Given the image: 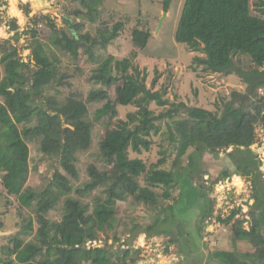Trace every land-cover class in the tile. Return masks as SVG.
<instances>
[{
    "label": "rangeland",
    "instance_id": "1",
    "mask_svg": "<svg viewBox=\"0 0 264 264\" xmlns=\"http://www.w3.org/2000/svg\"><path fill=\"white\" fill-rule=\"evenodd\" d=\"M92 1L99 6L97 14L89 13L74 0H16V7L22 13L23 22L20 23L16 17L7 14L9 0H0V27L4 33L0 35V47L9 43L16 48L17 58L24 63L25 87L41 94L40 82L33 77L41 67L40 62L47 59L51 63L52 82L60 91L59 98L74 97L86 103L91 118L102 105L100 97L92 93L99 88L92 81L96 69L103 63L113 65L115 61L127 59L131 62L129 74L137 75L139 79L145 77L147 87L155 81L152 90L161 93L167 101V105L162 107L151 103L154 116L164 115L176 107L181 111L177 117H164L159 121L160 130L152 137L153 144L149 151L135 153L129 150L128 153L130 159L142 160L147 171L151 170V165L164 160L161 168L175 175L176 184L170 190L171 198L161 200L157 208L142 203L136 196L118 201L107 210L106 224L111 228L101 233L97 241L87 242L83 249L103 248L121 255L128 249L131 251L125 261L115 257L111 259V264H222L213 258L214 253L234 252L242 255L253 252L246 243L236 241L235 234L240 223L245 230H249L250 223L258 218L259 211L253 206L255 197L264 201V195H261L264 192V115L255 124L256 140L250 148L257 154L260 165L259 171L251 178L234 174V163L227 156L233 151L230 148L216 151L215 154L204 153L198 169L191 172V178L187 181L183 170L194 148H189L175 166L176 144L168 139V125L183 119L189 108L199 107L219 113L233 92L246 94V86L236 73L205 72L203 66L196 62V58L203 55L176 43L175 33L185 0H173L168 12L163 11V0ZM261 2L264 0H250L253 14L260 15L256 12V4ZM79 10L83 11V17L67 18ZM64 19L70 20L72 28L74 23L83 22L84 31L91 35H95L98 29H111L116 23L122 24V29L118 38L106 49H94L91 58L82 49L74 55L75 46L69 49L64 44L54 46L53 39L67 34V29H70ZM134 29L149 32L148 42L135 41L132 37ZM234 62L236 68L251 70V64L245 58L235 57ZM7 71L0 62V103L7 108L23 133V124L16 117L18 109L2 94L4 90H10L5 81ZM122 89L123 82L120 80L108 89L117 103L121 100ZM49 90L46 95L51 97L54 92ZM263 95L264 86L257 90L249 103L259 102ZM45 98V95L41 96L38 103L45 104ZM135 111L134 106L126 108L118 104V115L114 122L126 121V115ZM52 115L60 118L62 130L68 127L60 113ZM105 132V126L96 124L91 133L89 150L76 154L77 178L63 169L60 149L54 150L52 158L44 159L39 157V142L28 140L30 160L25 186L36 194L58 174H63L75 186H80L89 180L90 166L101 172L113 173L112 165H108L97 153ZM224 170L230 172L229 177L220 176ZM145 175L139 179L142 186L146 185ZM2 181L0 175V264H19L18 258L28 245L40 244L37 232L43 222L62 221L65 205L61 201L43 217L36 212V201L29 194L26 195L25 190L18 197L7 195ZM164 190L160 188L156 192L161 195ZM189 190L196 192V195L187 197L186 191ZM96 197L103 198L104 195L100 190L85 197L70 194V198L77 200L87 214L92 212ZM29 224L32 226L30 230ZM45 258L44 249L36 264L44 263ZM82 264L89 263L86 260Z\"/></svg>",
    "mask_w": 264,
    "mask_h": 264
},
{
    "label": "trees",
    "instance_id": "2",
    "mask_svg": "<svg viewBox=\"0 0 264 264\" xmlns=\"http://www.w3.org/2000/svg\"><path fill=\"white\" fill-rule=\"evenodd\" d=\"M89 13L97 14L99 6L92 0H74ZM173 0H163V11L168 12ZM264 2L256 4V12L252 13L250 0H185L181 17L175 33L178 45L187 47L192 52H199L203 57L196 58L197 64L203 66L205 72L217 74L236 73L246 86V94L233 92L228 102H224L220 112L211 113L199 107L189 108L183 119L168 125L170 143L176 144L174 165L187 153L189 148L194 152L189 156L184 168L185 179L190 180L191 172L198 169L199 161L204 153L215 154L222 149L233 151L227 156L235 166V175L251 178L259 171V159L250 148L255 143V124L264 115V95L257 103H249L257 90L264 86ZM67 18L83 17V11L75 12ZM68 26V24H66ZM13 28H16L14 26ZM122 24L116 23L111 29H98L95 35L84 31V24L74 23L72 30L53 39L54 46L61 44L65 48L75 46L73 52L79 50L93 57V50L106 49L118 38ZM132 37L135 41L147 43L150 33L134 29ZM0 62L8 70L5 78L9 92L4 94L17 109V119L23 124V133L12 120L7 108L0 103V175L7 195L18 197L25 190L33 201L35 210L45 217L61 201H64L63 219L60 223L45 220L38 229L39 245H28L18 258L19 264H36L37 258L45 249L46 258L40 264H111V259L126 260L130 257L128 249L122 255L111 253L103 248L82 249L84 242H95L99 235L109 230L106 224L107 210L118 201H125L128 196L138 199L153 208L161 200L171 198V188L176 184L175 175L161 168L164 160L151 165L147 171L146 164L140 159H130L129 150L135 153L149 151L152 137L159 133V121L162 118H173L180 113L174 108L166 114L154 116L151 103L158 107L166 106L167 101L162 94L147 87L145 77L138 78L129 74L130 60L115 61L113 65L101 64L92 76V81L99 85L92 93L99 96L101 107L89 117L86 103L74 97L64 100L59 98L60 91L53 84L51 63L44 59L34 73V79L40 82L41 94L26 88L23 73L24 63L17 58L16 48L5 43L0 47ZM245 58L251 64V70L244 71L235 67L234 58ZM123 82L122 96L119 103L108 92L118 81ZM61 84V81H58ZM54 94L47 96V90ZM45 91V92H44ZM50 91V90H49ZM45 93V94H43ZM3 98L6 100L5 96ZM46 96V102L40 104L38 99ZM128 108L134 106L136 111L128 113L127 120H118L117 105ZM60 113L64 123L68 125L62 130V123L57 115ZM264 119V117L262 118ZM105 126V137L100 142L97 153L108 165H112L113 173L101 172L94 166L88 168L89 180L75 186L66 176L58 174L56 178L38 193L27 188L29 175V146L27 141L39 142V157L49 159L54 150H61V165L73 178H77L76 154L89 150L91 133L94 127ZM58 150V151H60ZM146 174V185L139 179ZM223 178L230 176L224 170ZM254 186L255 183H253ZM26 187V188H25ZM164 188L160 195L156 189ZM100 190L104 197H96L90 214L84 211L80 203L70 198L71 193L85 197ZM187 197L196 195L194 191H186ZM257 193H259L257 191ZM183 195V194H182ZM264 195V192L261 193ZM253 206L259 211L255 222L245 230L240 223L236 228L235 240L244 242L253 252L237 255L234 252H216L213 258L222 264H264V201L255 197ZM157 208V207H156ZM31 224L28 229H31ZM1 228V227H0ZM117 241L116 238H114ZM124 264V263H123Z\"/></svg>",
    "mask_w": 264,
    "mask_h": 264
},
{
    "label": "clouds",
    "instance_id": "3",
    "mask_svg": "<svg viewBox=\"0 0 264 264\" xmlns=\"http://www.w3.org/2000/svg\"><path fill=\"white\" fill-rule=\"evenodd\" d=\"M8 15L12 17H16L18 19V22L22 23V13L17 9L16 7V0H9L8 4ZM3 29L0 27V35H3Z\"/></svg>",
    "mask_w": 264,
    "mask_h": 264
},
{
    "label": "water",
    "instance_id": "4",
    "mask_svg": "<svg viewBox=\"0 0 264 264\" xmlns=\"http://www.w3.org/2000/svg\"><path fill=\"white\" fill-rule=\"evenodd\" d=\"M166 14H164L165 16ZM64 21L68 24L69 28L71 29L72 28V25H71V22L70 20H67V19H64ZM58 114V113H57ZM64 120V119H63ZM86 245V242H84L82 245H81V248L83 249ZM119 254V253H118Z\"/></svg>",
    "mask_w": 264,
    "mask_h": 264
}]
</instances>
